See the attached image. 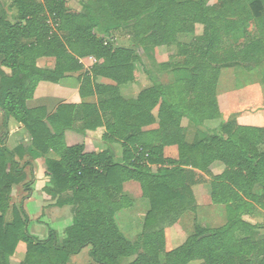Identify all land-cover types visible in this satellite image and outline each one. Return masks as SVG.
<instances>
[{"label": "trees", "instance_id": "1", "mask_svg": "<svg viewBox=\"0 0 264 264\" xmlns=\"http://www.w3.org/2000/svg\"><path fill=\"white\" fill-rule=\"evenodd\" d=\"M9 1L16 11L12 20L0 0V110L4 124L13 118L24 127L29 144L13 151L0 147V264H10L19 243L26 249L19 264H68L85 248L95 264H121L124 258L133 259L129 264H264V238L254 239L264 225L244 219L264 217V129L239 125L236 116L203 129L205 121L221 118L215 90L220 64L264 53L263 39L234 52L237 45L227 37L252 17L264 26V0H243L250 12L239 21L228 16L241 0L224 8L207 6L206 0H82L80 11L68 9L65 0ZM196 25L203 26L200 36ZM126 29L133 45L116 47L113 34ZM162 47L171 50L169 60L158 64L148 87L125 98L121 88L136 83L141 69L150 80L144 54ZM87 57L95 62L85 70L79 60ZM42 58L54 59L53 68L39 67ZM76 73L79 104H60L52 114L27 107L40 82L58 84ZM97 78L113 85L98 84ZM156 120L157 129L143 131ZM183 120L197 129L191 145ZM98 129L106 145L101 152L65 144L66 132L85 136ZM168 146L177 147V160L164 158ZM24 156L43 160L49 206L70 207L72 225L60 243L52 229L44 241L31 237L23 210L8 211L12 188L24 184L28 191L17 162ZM214 163L223 167L218 175L211 172ZM203 175L211 203L226 207L227 222L214 228L195 224L185 242L167 252L164 230L195 209L191 188ZM127 181L138 183L150 204L133 243L114 220L130 206L122 194Z\"/></svg>", "mask_w": 264, "mask_h": 264}, {"label": "crops", "instance_id": "2", "mask_svg": "<svg viewBox=\"0 0 264 264\" xmlns=\"http://www.w3.org/2000/svg\"><path fill=\"white\" fill-rule=\"evenodd\" d=\"M2 2V0H1ZM3 4V3H2ZM6 10V9H5ZM10 18V17H9ZM162 50L161 48L156 49V54ZM165 52V51H164ZM166 57L171 55L170 52L165 53ZM159 57L158 55H156ZM167 60H161L160 64L166 62ZM79 62L84 66L85 70H88L95 62L94 58L87 57L79 60ZM37 65L41 68L52 69L54 66V59L52 58H42L37 61ZM3 71L9 74V70L4 69ZM80 73L71 74L67 78L61 80L58 84H52L49 82H40L37 85V88L34 92L32 99L27 101V107L29 109L42 108L46 110L48 114H52L56 111L57 107L60 104H79L81 99L79 97V81L78 76ZM161 78V75H160ZM96 82L102 85H113V82L104 78H97ZM165 82V81H164ZM150 84L147 80V76L143 72L138 77V80L134 84H129L121 88V94L125 98H135L137 94L144 88L148 87ZM219 109L221 112V119L209 120L203 123V129L213 130L216 129L221 123L224 115V110L218 100ZM153 116L157 118V109L153 111ZM252 116H238L237 122L242 126H255L252 122H255ZM182 126L185 127V142L188 145H191L194 140L196 133V128L192 124H188L187 120L182 121ZM158 128L157 120L156 123L146 127L143 131L155 130ZM104 130L98 129L96 132H87L85 136L76 134L74 132L65 133V144L67 146H73L77 144H82L85 147L86 153H98L106 149V145L102 142L101 137ZM29 144V137L27 135L24 127L16 122L13 118L8 119L6 124H4V114L0 110V147H5L9 151H13L18 147H24ZM115 152L117 154V162H120L121 158V149L119 145H114ZM163 156L165 159L177 160L178 151L176 146H168L163 150ZM48 158H55L53 153L47 154ZM20 168H24V173L26 174L25 182L29 183L28 191L24 187V184H19L12 188V192L9 200V212L12 208L17 210H23L24 214L28 219L27 232L29 235L38 241H44L47 239L49 234V222L56 223L58 225V231L62 234L61 238L57 242L60 243L64 238L65 230L72 225V217L70 207H54L49 206L50 198L45 194L44 189L50 186L49 177L46 172V167L41 159H32L29 156H24L22 159H17ZM159 167H154L153 170L158 169ZM164 168V167H162ZM211 172L214 175H218L222 172L223 167L220 163H214L211 166ZM202 181L199 184L192 186V194L195 200V209L193 211H187L183 213L177 220V222L165 228V250L171 251L173 249L181 246L188 235H190L194 230V223L199 225L202 228H205V224L202 223L200 219L201 209H203L204 203H207V207L212 208L211 211L221 212V214L226 215V207L223 205H214L210 200V185L205 181L208 178H205V175L202 176ZM122 194L130 201V206L119 210L129 211V216L132 221H135V224L139 223L141 230L135 236L134 240H129L126 238L123 233H120L124 238L133 243L136 241L137 237L141 234L143 230L144 221L147 213L150 210V204L147 200L148 205L142 206L140 209L135 207V203L139 202L142 196L141 187L138 183L134 181L124 182L122 185ZM145 199V198H144ZM221 209H217V207ZM126 211V212H128ZM117 212V213H118ZM115 214V217L117 215ZM138 213L137 215H135ZM136 216V217H134ZM227 216V215H226ZM122 216L121 218H123ZM205 217V216H203ZM227 218V217H226ZM11 215L8 213L5 216V220L9 221ZM115 220V219H114ZM190 221L193 223V228L188 230L189 227L184 225V222ZM201 223H199V222ZM116 224V220H115ZM117 226V224H116ZM30 227V228H29ZM118 228V227H117ZM208 228V227H206ZM214 228V227H211ZM30 229V231H28ZM54 230V229H52ZM56 235L58 236V232ZM25 244L19 243L17 245L16 251L13 256L9 258L10 264H19L25 256ZM88 257H90V248L83 249L79 254L71 256L68 264H82L83 260L87 261V264H95L89 262ZM83 258V259H81ZM126 258L121 259V264H124ZM133 259H129V264ZM198 262V261H196ZM193 262V263H196ZM192 264V263H191Z\"/></svg>", "mask_w": 264, "mask_h": 264}, {"label": "rangeland", "instance_id": "3", "mask_svg": "<svg viewBox=\"0 0 264 264\" xmlns=\"http://www.w3.org/2000/svg\"><path fill=\"white\" fill-rule=\"evenodd\" d=\"M82 0H65L66 7L73 11H80L82 8L81 5ZM235 0H206L207 6H213L214 8H224L225 6H229ZM3 6L7 11L10 20L16 17V11L14 8H10L11 2L9 0H2ZM239 4L242 6L236 7V9L232 12L231 16H228L229 20L239 21L245 20L246 15L250 12L247 1L241 0ZM245 27H240L231 31L227 34V37L233 44H236L237 47L234 48V52H238L242 49L243 45L250 43V41H256L257 39L264 40V26L260 21H256L253 17L251 20L246 21ZM203 33V26L196 25L195 26V35L200 36ZM242 39V43H238V40ZM112 43L117 46L131 47L133 45L132 42V33L130 29H126L124 31L115 32L112 37ZM107 42H111L106 39ZM157 54L153 55L151 53L142 54L141 50H139V55L143 56V62L151 75L150 80L147 77L149 84H151V80L154 79V76L158 72V64H160L161 60H169L168 56L166 57V52H171L166 48H161ZM165 51V52H164ZM158 55L159 57H157ZM146 56V57H145ZM229 62V61H228ZM220 64V73L217 79L216 84V94L217 100H220V104L224 112V120L236 116L244 115V116H252L257 119L255 122H252L256 127L264 129V53L255 52L250 54L246 60H243L241 57L231 61ZM142 69L140 70V74H142ZM181 73L179 70L176 72V77ZM185 75V73H184ZM169 75L167 73L161 74V80L167 81ZM221 119V118H219ZM221 121V122H222ZM206 122V121H205ZM220 125V124H219ZM207 181V179H206ZM203 209H201L200 219L205 227H221L225 225L227 222V214L223 215L221 212L217 214L214 211H211L212 208L207 207V203H204ZM147 200L141 198L139 202L135 203V207L139 209L142 206H147ZM222 206H218L217 209H221ZM122 210L117 213L115 220L118 229L123 233V235L129 240H134L135 236L141 230L140 224H135V221L130 219L129 211ZM136 213L135 215H137ZM124 216L123 218H121ZM205 216V217H203ZM136 217V216H134ZM246 221H249L253 224H261L264 225V217L261 218H248L244 217ZM199 222V221H198ZM201 223V222H199ZM196 224V223H194ZM184 225L189 227L188 230L193 228V223L185 220ZM30 228V227H29ZM49 228L57 230L58 239L61 238L62 234L58 231V225L53 222H49ZM30 231V229L28 230ZM56 232V231H55ZM264 238V227L260 228L258 234L255 235L254 239L259 240ZM83 259V258H81ZM89 262H91L90 257H88ZM129 259L124 261V264H127ZM82 264H87L86 260H83ZM192 264H201V262H196Z\"/></svg>", "mask_w": 264, "mask_h": 264}]
</instances>
